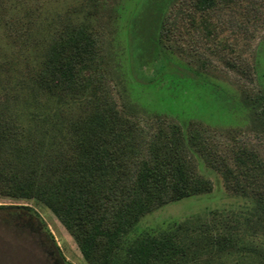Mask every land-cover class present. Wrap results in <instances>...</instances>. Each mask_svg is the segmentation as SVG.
I'll return each mask as SVG.
<instances>
[{"label":"rangeland","instance_id":"rangeland-1","mask_svg":"<svg viewBox=\"0 0 264 264\" xmlns=\"http://www.w3.org/2000/svg\"><path fill=\"white\" fill-rule=\"evenodd\" d=\"M143 1L0 0V119L25 124L32 113L61 117L67 105L42 90L33 93L29 79L53 39L71 25L84 26L97 40L96 75L117 110L137 121L147 141L177 129L189 168L211 183L208 193L153 208L129 236L172 231L183 250L172 264H264L258 254L264 249V214L206 156L214 151L232 170L236 149L243 147L264 167V0H216L205 11L194 7L195 0H171L159 35V76L154 63L131 66L138 52L130 31ZM81 103L82 98L75 108ZM81 109L63 124L75 121ZM0 206L12 212L28 207L54 242L35 231L34 219L31 228L23 225L27 217L0 221V264H87L73 237L40 202L0 196Z\"/></svg>","mask_w":264,"mask_h":264},{"label":"trees","instance_id":"trees-1","mask_svg":"<svg viewBox=\"0 0 264 264\" xmlns=\"http://www.w3.org/2000/svg\"><path fill=\"white\" fill-rule=\"evenodd\" d=\"M170 1L144 0L130 31L138 52V61L131 66L154 63L158 76L164 69L159 35ZM215 4L216 0L194 1L200 11ZM42 57L39 72L29 79L32 92L42 90L67 107L60 118L45 112L42 118L28 115L25 124L0 119V196L44 205L73 237L87 264H172L170 259L183 252L172 231L129 235L153 208L210 192V181L189 168L177 129L147 141L137 121L117 110L101 76L97 77V40L84 26L67 27ZM81 98L76 107L82 108L81 114L63 124ZM208 152L211 166L220 163L225 179H232L239 195L249 197L255 210L264 214V167L257 155L237 147L230 170L225 159ZM14 208L21 211L0 206V221L7 224L27 217L24 227L31 228L36 221L35 231L54 244L34 211ZM258 254L264 258V249Z\"/></svg>","mask_w":264,"mask_h":264},{"label":"flooded vegetation","instance_id":"flooded-vegetation-1","mask_svg":"<svg viewBox=\"0 0 264 264\" xmlns=\"http://www.w3.org/2000/svg\"><path fill=\"white\" fill-rule=\"evenodd\" d=\"M50 254H51V253H50ZM53 263L56 264L57 262L54 260Z\"/></svg>","mask_w":264,"mask_h":264}]
</instances>
